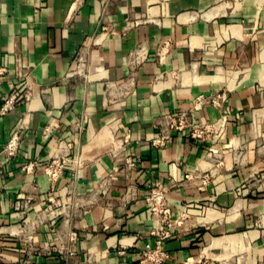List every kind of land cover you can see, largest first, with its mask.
I'll use <instances>...</instances> for the list:
<instances>
[{
  "label": "crops",
  "instance_id": "0c3cea01",
  "mask_svg": "<svg viewBox=\"0 0 264 264\" xmlns=\"http://www.w3.org/2000/svg\"><path fill=\"white\" fill-rule=\"evenodd\" d=\"M1 70L0 264H142L155 186L190 210L166 264H264V0H0Z\"/></svg>",
  "mask_w": 264,
  "mask_h": 264
},
{
  "label": "built area",
  "instance_id": "2783aa9c",
  "mask_svg": "<svg viewBox=\"0 0 264 264\" xmlns=\"http://www.w3.org/2000/svg\"><path fill=\"white\" fill-rule=\"evenodd\" d=\"M106 30V29H105ZM5 71L1 70L0 74H3ZM221 97L211 99L213 105H219L221 102ZM16 101L15 97L10 98L6 103L2 106L0 113L2 115L6 114L10 110L13 109V105ZM227 116L221 117L216 122H207L204 124H193L188 121L186 115H181L180 117L174 119L171 124V128L179 133H184L187 137L191 138L195 141H209L212 143L217 142L226 129L227 125ZM168 141V137L164 134L160 135L157 139L153 141V145L155 147H164ZM19 147V133L14 132L8 141L4 153L6 156L11 159L13 158ZM65 161L54 160L52 163L46 168V174L51 179V181L56 182L60 174L64 168ZM129 166H135V162L133 160H129ZM33 165H29L26 167V170H31ZM193 178L192 175H186L187 180H191ZM203 186L209 183L208 176H204L202 178ZM146 203L152 213V215L161 223L162 226L166 228V230L158 236L155 245L147 244L145 250L142 252V264H166L170 257L167 251L164 248V243L166 240L170 239L172 236L171 230L176 228H181L184 226L186 220L190 217V210H184L180 216L174 217L172 207L169 203V198L161 187L155 186L153 187L147 198ZM155 234V233H154ZM171 264H205L202 260L197 262H184V263H176L172 262Z\"/></svg>",
  "mask_w": 264,
  "mask_h": 264
}]
</instances>
